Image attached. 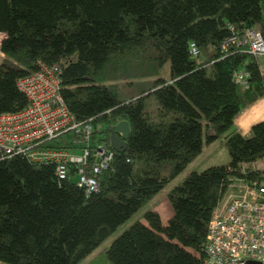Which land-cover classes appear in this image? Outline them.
<instances>
[{"label": "trees", "instance_id": "16d2710c", "mask_svg": "<svg viewBox=\"0 0 264 264\" xmlns=\"http://www.w3.org/2000/svg\"><path fill=\"white\" fill-rule=\"evenodd\" d=\"M247 30L264 37V0H0V114L26 108L18 81L42 62L61 67L66 106L76 123L92 124L93 138L109 147L111 126L131 127L95 193L78 186L74 168L60 180L53 164L0 160V261L85 262L201 154L204 139L223 140L230 163L174 187L166 224L154 206L105 252L108 264H204L211 219L264 159V122L248 137L235 128L264 96L258 59L228 43Z\"/></svg>", "mask_w": 264, "mask_h": 264}, {"label": "built area", "instance_id": "2783aa9c", "mask_svg": "<svg viewBox=\"0 0 264 264\" xmlns=\"http://www.w3.org/2000/svg\"><path fill=\"white\" fill-rule=\"evenodd\" d=\"M228 43L256 58L264 56V37L258 30L233 35ZM191 52L199 54L194 44ZM61 75L59 65L40 62L35 73L18 81L28 104L18 112L0 114V160L22 157L34 164H53L60 180L74 168L78 186L95 193L116 152L93 138L92 124L74 121L61 94ZM235 78L247 87V72ZM259 171L211 219L204 264H264V163Z\"/></svg>", "mask_w": 264, "mask_h": 264}, {"label": "rangeland", "instance_id": "374dc122", "mask_svg": "<svg viewBox=\"0 0 264 264\" xmlns=\"http://www.w3.org/2000/svg\"><path fill=\"white\" fill-rule=\"evenodd\" d=\"M4 35V34H1ZM1 61V54H0ZM163 78H170V65L167 63L164 67V72L161 75ZM100 129V127H99ZM231 161V157L228 148L223 140H217L213 143H207L204 139V146L201 154L191 163L188 167L167 184L159 193L151 198L141 209L138 210L131 218H129L123 225H121L111 236H109L93 253L85 260L92 261L97 258L102 260V264H108L105 252L111 246L113 241L117 239L124 231L129 229L133 224L138 221L145 222V213L153 209L155 206L160 214L161 221L163 224L168 222V219L172 216V207L168 199V193L176 186L182 184L186 177L192 172H201L211 166H222L227 165ZM263 161L259 160L252 165L254 168H262ZM224 208V207H223ZM222 208V209H223ZM84 261L80 264H84ZM0 264H5L0 261Z\"/></svg>", "mask_w": 264, "mask_h": 264}, {"label": "crops", "instance_id": "0c3cea01", "mask_svg": "<svg viewBox=\"0 0 264 264\" xmlns=\"http://www.w3.org/2000/svg\"><path fill=\"white\" fill-rule=\"evenodd\" d=\"M0 37L2 38L1 39V42H2L5 35H0ZM257 59H258L261 71L264 75V56H261ZM261 122H264V96L259 98L253 105H251L249 108L243 111L235 119V128L237 129L239 133L248 137L252 134V127L255 124L261 123ZM262 161L264 163V159ZM156 210L158 211L157 208Z\"/></svg>", "mask_w": 264, "mask_h": 264}, {"label": "water", "instance_id": "95a60500", "mask_svg": "<svg viewBox=\"0 0 264 264\" xmlns=\"http://www.w3.org/2000/svg\"><path fill=\"white\" fill-rule=\"evenodd\" d=\"M131 127L127 120H121L109 128V146L116 152L127 150V138L130 136ZM257 264V263H251Z\"/></svg>", "mask_w": 264, "mask_h": 264}]
</instances>
